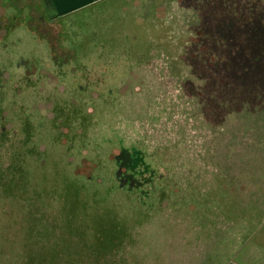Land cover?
<instances>
[{
  "label": "trees",
  "instance_id": "16d2710c",
  "mask_svg": "<svg viewBox=\"0 0 264 264\" xmlns=\"http://www.w3.org/2000/svg\"><path fill=\"white\" fill-rule=\"evenodd\" d=\"M102 1L105 0L66 13L54 20L53 29L47 33L38 26L32 29L40 40L48 43L49 54L44 61L50 60L52 74L59 83H66L69 92L79 97V102H86L82 108L83 104L75 99L71 101L79 105L74 119L80 126V132L75 134L79 150L91 146L94 136L88 132L98 120L86 109L87 104L94 98L93 101L113 111L112 134L103 137L108 138L109 145L119 147V152L113 157L98 154L92 162L94 170L98 165L101 170L96 175L93 170L81 177L86 184L93 181L95 188L105 184L117 202L119 213L128 214L127 218L133 217L141 223L133 220L134 229L128 242L121 247L117 259L109 264H146L143 253L138 252L141 240L138 225H152V219L158 215L170 217L172 209L179 216L190 215L199 222L204 218L200 214L210 207L207 201H218L221 204L217 207H221L215 208L217 211L208 209L212 217L208 223L214 224L213 217L223 208L225 182L230 180V188H235L244 171L256 169L264 173V0H171L177 3L174 7L181 10V16L170 22L176 21L188 35L183 47L179 45L176 49L167 47L165 39L155 42L150 37L152 34L146 37L141 49L136 42L111 38L109 25L98 14L104 8L95 10ZM140 3L146 5L153 21L170 18L167 11L164 16H158L157 2L140 0ZM172 35L165 37L173 40ZM20 65L17 64L16 69H20ZM142 71H157L163 82L162 87L157 88L159 93L153 90L158 97H151L155 110L148 109V117L141 122L138 118L126 117L122 109L127 97L120 87L131 75ZM3 92L1 84L0 97ZM61 103L63 101L57 99V109ZM179 104L182 106L177 107ZM183 119H189L190 124L199 123L205 137L197 136L199 140L196 137L190 142V133L181 132ZM165 124L169 125L166 130ZM28 133L25 127L23 135L16 140L18 133L13 134L11 128L0 132L1 149L9 146L11 151L8 161L0 164V183L11 196L14 188H22L15 178L19 181L27 172L24 162L23 166L19 163L30 156L24 150L32 139ZM66 138L64 144L69 150L73 141ZM11 167L12 176L7 172ZM204 176L206 188L197 180ZM260 188H264V184L255 189ZM259 193L258 199L262 201L264 194ZM118 195H121L120 201L116 200ZM164 201L168 203L166 206ZM122 202L127 209H122ZM39 210L36 217L33 214L25 232L20 264H39L33 260L38 256V248L28 242L32 223L38 228L48 221L52 232L59 229L53 214ZM220 222L217 224L220 230L228 227L227 223ZM61 227L66 232L70 222ZM72 241L75 240L70 238L65 244ZM77 246L63 245L61 255H71L74 261L70 264L75 261L90 264L83 257L88 249Z\"/></svg>",
  "mask_w": 264,
  "mask_h": 264
},
{
  "label": "rangeland",
  "instance_id": "374dc122",
  "mask_svg": "<svg viewBox=\"0 0 264 264\" xmlns=\"http://www.w3.org/2000/svg\"><path fill=\"white\" fill-rule=\"evenodd\" d=\"M45 1L48 16L57 14L59 7L54 0ZM153 1L158 4L155 8L159 17L164 16L166 11L169 13L168 21L161 19L153 21L154 19L147 14L146 5L140 3V0H105L95 10L104 8V11L98 14L109 25L108 36L115 40L136 42L141 49L147 41L146 37L152 34L150 37H153L155 42L165 39L170 49L180 47L188 35L176 21L170 22L173 19H180L181 16V10L177 6L174 7L177 5L176 0L174 3L169 0L168 4L162 3V0ZM13 11H16L17 15L15 26L8 36L9 42L5 48L0 47L2 57L5 58V53L8 54L15 65V69L10 68L4 76L6 81L0 99V112L3 111L0 117V130L11 128L13 134L18 133L15 134L17 140L23 135L26 127L32 139L28 140L29 145L24 148L29 152V158L19 163L23 166L24 162L26 175L19 181L15 178L22 188H14L11 196L0 183V264L21 263L25 232L29 228L33 214L36 217L40 213L39 209L43 213L53 214L56 227L59 229L52 232L48 221L38 228L34 223L31 224L32 227L28 230L31 232H28L31 238H28V242L30 246L38 248V256L33 259L36 263L70 264L74 258L68 253L63 256L61 253H64L63 245L71 244L88 249L83 257L90 264H109L117 259L121 247L129 240L134 229L131 223L136 219L127 218L128 214L124 216L119 213L117 202L108 193L105 184L95 188L93 181L86 184L81 175H89L94 170L95 164L92 160L98 154L113 157L119 152V147L109 145L108 138L103 137L112 134L115 122L111 116L113 111L93 101L94 98L87 104L86 109L92 111L98 120L96 123L93 122L92 131L88 132L94 136L91 146L79 150L80 143L75 134L80 132V126L74 119L79 111L78 104H83L84 108L86 102H79V97L69 92L66 83H59L50 71V60L44 61L49 54L48 43L40 40L32 27L27 25V8L17 7ZM171 34L174 35L173 40L165 37H171ZM167 50L171 53L169 49ZM17 64H21L20 69H16ZM13 78L16 82L11 80ZM146 78L148 81L145 82ZM160 78L157 71H142L131 75L120 87L121 92L127 97L123 101L125 104L122 109L126 117L138 118L142 122L148 117L149 110L153 111V108L155 110L151 97L154 95V89L162 87L163 81ZM28 79L29 82H25ZM156 93H159V90ZM57 99L63 101L58 109ZM74 99L78 104H75V101L71 102ZM181 106L182 104L177 105ZM66 118L68 121H64ZM189 121L183 119L181 132L190 133V142L195 141L197 136L204 138L206 133L200 130V124H190ZM168 127L169 125H164L165 130ZM169 131L171 133L173 130ZM66 137L73 141L69 150L64 144ZM8 147L5 149L0 147V164L7 162L11 156ZM198 147L195 146V149ZM101 168L98 165L93 174L96 175ZM11 170L12 167L7 172L12 176ZM255 170L244 171L242 180L235 188H230V180L225 182L223 208L216 213V217H213L214 224L212 221L208 223L212 218L208 209L217 211L215 208L221 207H217V204H221L218 201L213 203L207 201L210 207L200 214L204 218L199 222L190 215L179 216L172 209L170 217L158 215L152 219V225L146 223L138 225L137 228L141 229L138 252L143 253L144 262L264 264V195L262 201L258 199L261 197L259 192L264 194V188L255 189L264 184V173ZM197 180L204 188L207 187L205 176ZM250 191L253 192L250 194ZM119 196L121 195H118L117 201H120ZM167 204V201L163 202V205ZM120 206L122 209L128 208L124 202ZM220 221L227 223L228 227L220 230V227H217ZM66 222H70V227L64 232L61 225ZM136 224L141 223L136 220ZM79 235L81 236L78 237ZM70 238L75 241L65 244Z\"/></svg>",
  "mask_w": 264,
  "mask_h": 264
},
{
  "label": "flooded vegetation",
  "instance_id": "af4514ba",
  "mask_svg": "<svg viewBox=\"0 0 264 264\" xmlns=\"http://www.w3.org/2000/svg\"><path fill=\"white\" fill-rule=\"evenodd\" d=\"M0 0V47L5 48L7 45L9 35L12 32V29L15 26L17 15L16 10L18 8H27V25L29 27L38 26L40 30L51 31L53 29V22L56 19H59L61 16H64V13H61L59 10L57 14L48 16L46 8H48L45 0ZM13 6V8H12ZM33 20V21H32ZM12 58L5 53V58L2 57L0 53V85L5 83V73L11 68L15 69V65L12 64ZM10 65V66H7ZM20 65V64H19ZM13 72V71H12ZM10 72V75L12 74ZM14 81L15 79H11ZM16 82V80H15ZM27 83L29 81H26ZM1 99V97H0ZM1 117V112H0ZM1 132V130H0Z\"/></svg>",
  "mask_w": 264,
  "mask_h": 264
},
{
  "label": "crops",
  "instance_id": "0c3cea01",
  "mask_svg": "<svg viewBox=\"0 0 264 264\" xmlns=\"http://www.w3.org/2000/svg\"><path fill=\"white\" fill-rule=\"evenodd\" d=\"M96 1L100 0H54L59 11L64 14L91 5Z\"/></svg>",
  "mask_w": 264,
  "mask_h": 264
}]
</instances>
